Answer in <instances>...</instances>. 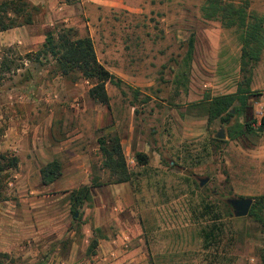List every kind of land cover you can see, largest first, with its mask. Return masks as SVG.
<instances>
[{
	"label": "rangeland",
	"instance_id": "rangeland-1",
	"mask_svg": "<svg viewBox=\"0 0 264 264\" xmlns=\"http://www.w3.org/2000/svg\"><path fill=\"white\" fill-rule=\"evenodd\" d=\"M204 2L30 1L36 10L31 24L16 26L20 43L0 45V61L10 66L0 72V152L18 158L0 181V251L10 264H61L71 249V264L97 263L98 238L132 233V222L145 264H264L262 225L236 216L227 201L264 195V131L255 123L250 132H234L236 123L264 115V46L252 63L245 109L227 124L208 120L207 96L233 93L242 81L244 29L206 18ZM224 2L247 8L249 27L264 18V0ZM61 27L90 35L100 62L120 80L106 84L108 106L90 97L89 79L62 76L50 58L35 61L46 32ZM220 129L224 138L216 137ZM114 133L130 172L126 182L102 166L98 139ZM36 136L43 138L37 147L44 150L47 139L56 153L36 154ZM136 152L148 162L138 163ZM49 160L60 163L61 174L46 185L40 169ZM83 185L93 191L76 220L68 189ZM205 202L222 216L209 247L201 231Z\"/></svg>",
	"mask_w": 264,
	"mask_h": 264
},
{
	"label": "trees",
	"instance_id": "trees-1",
	"mask_svg": "<svg viewBox=\"0 0 264 264\" xmlns=\"http://www.w3.org/2000/svg\"><path fill=\"white\" fill-rule=\"evenodd\" d=\"M33 10H36V6L28 0H0V31L31 24L33 22ZM202 11L206 18L219 19L227 26L237 25L244 29L240 61V70L243 75L242 81L239 82L233 93L215 96L214 98L207 96L206 114L208 120L219 119L221 123L227 124L233 118L234 113L238 114L246 107L247 99L251 92L252 63L254 64L259 60L264 46V28L262 27L264 18L261 17L254 25L249 27L248 16L250 14H248L247 8H239L234 3L224 2V0H205ZM49 58L53 60L62 76H70L72 73H76L83 78L89 79L92 82L88 90L90 97L102 104L109 105L110 97L106 84L109 81L120 80L100 62L90 35L79 36L77 30L73 27L48 30L41 47L34 52V59L40 63L42 59ZM9 69L10 66L6 58H2L0 61V72ZM28 71L30 72L31 70ZM235 102L237 106H235ZM231 109H234V112ZM255 123H258V131H264L263 115L258 121L251 119L242 124L236 123L234 132L235 130L237 134L250 132L254 130L252 124ZM235 133L230 132L229 136L234 137ZM98 144L103 157L102 166L110 170L113 176H116V182L129 181L130 172L119 135L114 133L108 138L101 137L98 139ZM135 157L140 164L148 162V156L144 152H136ZM17 163L18 158L16 156H9L0 152V181L3 177V172L7 169L15 168ZM40 173L43 183H50L60 176L61 165L57 160H52L41 167ZM90 196L91 185H83L70 192L71 213L74 219L77 220L80 217V215L77 216L76 214L82 204L90 199ZM263 206L264 195L255 196L247 216L260 223L264 230ZM218 207L215 204L205 202L202 206L203 212L200 213L202 217H205V214L209 215L206 219L208 221L207 225L203 226L201 230L202 240L207 247L213 244L217 231L220 230L222 216ZM96 244L97 240L95 238L92 239L89 249H93ZM10 263H13V260L9 254L0 251V264Z\"/></svg>",
	"mask_w": 264,
	"mask_h": 264
},
{
	"label": "crops",
	"instance_id": "crops-1",
	"mask_svg": "<svg viewBox=\"0 0 264 264\" xmlns=\"http://www.w3.org/2000/svg\"><path fill=\"white\" fill-rule=\"evenodd\" d=\"M28 1L29 2L31 1L33 4H36V0H28ZM20 29H21L20 27H14L4 31H0V45H11L13 43H20V38H19ZM39 132L41 133L42 131ZM37 133L38 132L36 129V134ZM42 139H43L42 137L36 136V154L38 155L41 154L47 157L56 153V150H54V148H50L51 146H48L47 139L44 150L40 146L37 147L38 140L39 143L41 144ZM48 162H50V160ZM70 167L71 169L77 168L76 165H71ZM58 178L47 184L55 183L58 180ZM92 188L93 187H91V192L93 191ZM76 189L77 188L70 187L68 191L71 192L72 190H76ZM47 214H51V213L49 212ZM100 215L101 212L98 211L95 217L97 225H102V222L99 221ZM52 219L53 217L48 218L49 222H51ZM110 223L111 222H109V224ZM107 224L108 222L103 223V225H107ZM131 224H133L134 226V230L132 233H130L129 231L127 233L117 234V235H111L109 233H105L100 238H98V252H99L100 260L97 263H93V264H145L144 262L145 260H143L145 258V255L142 252L143 244L140 238L137 239L134 236L135 232L138 231L137 225L134 222H132ZM40 236H41L40 230L36 231V237H40ZM74 254L75 251L71 249L68 261L62 262L61 264H71V262L73 261L72 255ZM112 255L115 257H112ZM44 264H48V263H44ZM56 264H60V263L56 262Z\"/></svg>",
	"mask_w": 264,
	"mask_h": 264
},
{
	"label": "water",
	"instance_id": "water-1",
	"mask_svg": "<svg viewBox=\"0 0 264 264\" xmlns=\"http://www.w3.org/2000/svg\"><path fill=\"white\" fill-rule=\"evenodd\" d=\"M217 138H224L225 134L223 130L220 129L216 133ZM230 205L234 208V213L236 216H246L251 207L253 199L251 197H229L227 200ZM77 215V214H76Z\"/></svg>",
	"mask_w": 264,
	"mask_h": 264
}]
</instances>
